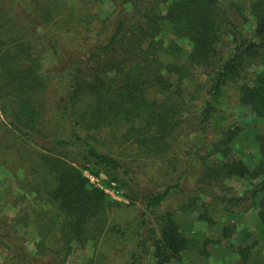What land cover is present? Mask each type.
Listing matches in <instances>:
<instances>
[{
	"label": "trees",
	"instance_id": "trees-1",
	"mask_svg": "<svg viewBox=\"0 0 264 264\" xmlns=\"http://www.w3.org/2000/svg\"><path fill=\"white\" fill-rule=\"evenodd\" d=\"M110 2L0 0V166L24 174L15 219L0 209V264H68L75 244L110 236L125 264L225 262L230 249L264 264V0ZM228 104L252 119L229 122ZM134 153L165 162V182L142 186ZM125 206L137 213L118 221Z\"/></svg>",
	"mask_w": 264,
	"mask_h": 264
},
{
	"label": "rangeland",
	"instance_id": "rangeland-1",
	"mask_svg": "<svg viewBox=\"0 0 264 264\" xmlns=\"http://www.w3.org/2000/svg\"><path fill=\"white\" fill-rule=\"evenodd\" d=\"M104 7L105 12H108L113 8L110 0H105V3L102 4ZM189 48V46L187 45ZM226 109L228 110L231 118H229V122L233 120H238L239 118L244 119L245 121H250L252 119L253 114L251 112H248L241 107L234 105V104H228L226 105ZM126 125L120 126L119 134L124 136L126 133ZM112 148H117L116 144L111 145ZM137 147L132 146V150L135 151ZM237 149L243 156L249 160L252 161L255 159L257 148L255 146V142L251 140V138H241L237 142ZM136 153H134L133 158L136 160L134 162V169L136 172L137 180L139 183H141L142 186H147L149 182H155L154 180H159V183L165 182L164 177V168H167L165 162L161 161H138ZM85 175H87L91 182L105 188V190L114 198L123 201L128 202V199L123 195L122 191L117 190L118 184H112V186H106L103 183V179L106 178V176L102 173L100 177H97L90 173L89 170L84 171ZM19 178H22L24 176L23 171H19L18 173ZM139 177V179H138ZM18 177H15L12 175V172H10L7 168L0 166V202L3 203L2 208L0 206L2 215L5 220H7L9 223L13 221L16 217V214L18 213V206L14 205L11 201V199L14 198V196L19 193L23 192V190L19 187L17 181L19 180ZM153 180V181H151ZM233 186H235L238 190H243L247 187L246 181L242 179H234L231 183ZM121 208L116 212V218L118 221H125L133 218L135 214L137 213L136 207H127ZM257 214V208L253 207L246 215V220L243 219L242 223L238 227V231L236 232V241L235 243L238 244L241 242V244H244L247 242V238L249 237V232L252 230L250 228V221L255 219ZM197 230H204L206 228L205 223L196 222L195 225ZM249 239V238H248ZM249 241V240H248ZM33 247V244L30 246ZM112 247L117 248L118 245L114 243L112 240V237L110 236V239H102L99 242V245L95 247L97 254L103 255L101 264H125L122 259H125V255L123 253H118L116 249H111ZM95 249L92 242H88L86 245L81 244H75L74 249L68 259V264H82L84 261H87L89 258L94 256ZM229 249V248H228ZM230 253L226 257V261L223 262L222 260H219L217 255L212 256L209 261L206 264H239L238 262V256L236 253L233 252V249L229 250ZM117 258H120L117 260ZM193 258V257H192ZM194 259H189L186 256L182 260H173L169 264H200V262H205V260L201 261H195V263L192 262ZM100 261L97 262L99 264ZM147 264H151V262H148Z\"/></svg>",
	"mask_w": 264,
	"mask_h": 264
}]
</instances>
